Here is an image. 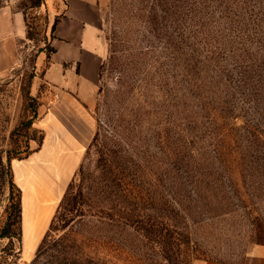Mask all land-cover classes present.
Masks as SVG:
<instances>
[{
    "label": "rangeland",
    "instance_id": "1",
    "mask_svg": "<svg viewBox=\"0 0 264 264\" xmlns=\"http://www.w3.org/2000/svg\"><path fill=\"white\" fill-rule=\"evenodd\" d=\"M100 1L99 34L104 54L98 91L89 107L95 119L93 136L99 129V140L113 143L114 149L121 146L123 154L143 166L149 180L167 183L165 169L169 165L177 167L180 160L182 128L179 37L178 27L169 15L170 0ZM4 2L0 0V6ZM30 4V0L20 3L27 11V35L20 44L16 63L0 79V264H86L87 259L98 264H167L159 249L141 245L131 228H108L98 217L88 213L63 226L60 220L50 237L57 241L49 240L38 252L50 221L36 250L29 254L37 238L29 232L37 231L49 212H43L38 207L39 202L44 200L53 206L52 189L45 193V187L35 182L30 187L36 185L30 201L28 196L25 198L24 220L28 233L25 231L23 250L19 211L22 191L14 175L13 162L39 148L44 132L37 123L55 99L43 79V68L37 69L36 64L41 50L50 52L52 28L45 13L31 8ZM206 66L210 74L217 67L212 59ZM232 111L237 115V126L243 121L251 126L264 123L263 100L238 101ZM240 135L238 142L245 148L243 151L248 150L247 157L261 160L264 146L258 152L259 145L251 143L245 129L240 130ZM262 138L264 140V135ZM208 139L212 142L214 137ZM91 140L70 180L73 179L75 189L80 182V166L92 171L100 158L99 146L90 147ZM246 181L247 187L264 193L262 171H254V176ZM89 182L87 178L84 184ZM207 192L208 196L201 195L188 213L194 239L200 247L192 264L199 261L246 264L252 246L264 242V194L252 198L254 209L249 212L235 196L232 201L220 202L211 191ZM29 208L34 213L41 210L40 218L32 220Z\"/></svg>",
    "mask_w": 264,
    "mask_h": 264
},
{
    "label": "trees",
    "instance_id": "2",
    "mask_svg": "<svg viewBox=\"0 0 264 264\" xmlns=\"http://www.w3.org/2000/svg\"><path fill=\"white\" fill-rule=\"evenodd\" d=\"M30 1L31 8L43 11L44 0ZM20 3L28 28L26 7ZM169 3V15L178 27L181 67L182 128L177 167L165 169L167 183L153 182L140 163L122 153L121 146L114 149L113 143L100 141V131L96 130L90 147L99 146L98 164L92 171L80 166L77 189L72 179L38 252L49 240L57 241L50 237L60 220L63 226L88 213L108 228H131L141 245L157 247L167 264H192L200 247L188 213L201 195L208 196L207 191H211L220 202L232 201L235 196L251 212L252 198L264 194L246 185L254 171L264 174V157L249 159L248 150L243 151L238 142L240 130L245 129L260 152L264 123L251 126L243 121L237 126V115L232 111L238 101H264V0ZM52 51L50 45L48 56ZM210 59L217 66L211 74L206 66ZM211 136L214 140L209 142ZM87 178L90 182L84 184ZM19 211L21 214V205ZM86 264L98 263L87 259Z\"/></svg>",
    "mask_w": 264,
    "mask_h": 264
},
{
    "label": "crops",
    "instance_id": "3",
    "mask_svg": "<svg viewBox=\"0 0 264 264\" xmlns=\"http://www.w3.org/2000/svg\"><path fill=\"white\" fill-rule=\"evenodd\" d=\"M21 1L5 0L0 6V79L16 63L20 44L27 35L25 13L19 6ZM100 3V0H44L42 5L51 28L57 22L49 38L54 51L48 56L42 50L36 64L37 69L43 68V79L55 99L43 111L37 123L44 132L39 148L13 162L14 175L22 191L23 250L26 245L25 198L28 196L30 201L36 185L30 187L35 182L45 187L44 192L55 185L56 188L51 199L53 206L45 221L37 231L29 232L37 236L29 254L36 250L95 130V119L89 107L98 91L104 54V44L99 34ZM41 176L45 178L41 179ZM29 211L32 220L37 219L30 208ZM195 264L205 263L199 261ZM246 264H264V243L252 246L247 253Z\"/></svg>",
    "mask_w": 264,
    "mask_h": 264
},
{
    "label": "bare ground",
    "instance_id": "4",
    "mask_svg": "<svg viewBox=\"0 0 264 264\" xmlns=\"http://www.w3.org/2000/svg\"><path fill=\"white\" fill-rule=\"evenodd\" d=\"M55 188H56V185L54 186V188L52 189V191H51V196L54 194V191H55ZM30 205V204H29ZM38 207L40 208H42V210H44L43 212H48L49 210H50V205L49 204H46V203H44V200H41L40 202H39V205H38ZM41 211V210H40ZM40 211H38L37 213H34L33 212V215H35V216H37V218H40L39 216H38V213L40 212Z\"/></svg>",
    "mask_w": 264,
    "mask_h": 264
}]
</instances>
